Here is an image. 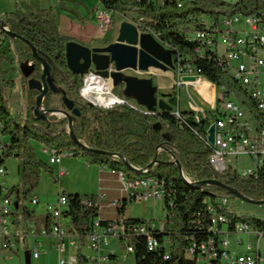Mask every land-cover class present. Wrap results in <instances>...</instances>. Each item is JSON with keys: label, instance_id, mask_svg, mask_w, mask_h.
Masks as SVG:
<instances>
[{"label": "trees", "instance_id": "trees-1", "mask_svg": "<svg viewBox=\"0 0 264 264\" xmlns=\"http://www.w3.org/2000/svg\"><path fill=\"white\" fill-rule=\"evenodd\" d=\"M98 2L102 10L111 15L134 13L139 18L144 17L143 22L138 18L134 19L141 32L157 35L160 42L172 51L177 64H189L209 81L227 86V90L233 92L238 102L248 110L250 118L264 130V113L259 111L253 95L247 94L246 88L228 76L213 58H201L196 50L198 45L188 40L185 33L188 26L202 28L200 18L218 21L227 16L259 15L264 10V0H237L234 3L227 0H191L181 8L177 0ZM60 18L59 10L44 8L41 0H16L15 10L2 17L11 34L26 39L50 63L56 86L64 87L68 96L83 107L80 109V117L73 121L72 129L77 140L89 149L82 148L72 139L68 118L51 117L49 127L47 122L35 121L30 109L23 123L11 115L10 99L18 83L22 84L23 92L29 94L32 106L35 105L39 92L29 89V79L22 74L19 79L16 78L18 71L14 66L15 60L10 57L15 53L18 65L23 62L33 63L30 46L18 38H11L0 28V134L8 139L0 144L3 145L0 148V168H5L11 158L20 160L22 188L12 187L8 193V197H15L19 202V209L15 211L13 219L17 233L21 231V218L25 223H35L38 228L41 225L49 227L51 222L50 216H37L35 211L28 208L20 213L21 200H27L40 187L42 174L45 172L52 178L55 177L54 169L39 157L34 143L58 153L72 152L75 158H82L88 165L108 167L127 180L138 179L135 174L145 175L141 179L149 178L163 185L167 217L164 231L156 232L155 236L161 244H167V249L150 251L147 238L135 235L133 231L134 227L146 220L127 218V240L135 249L136 264H196L187 257V250L193 243L200 244L209 238L214 216L210 210L215 211L217 216L227 218L230 232H234L239 224H246L254 231L264 233L263 219L236 214L229 205L225 208L219 204L222 200L229 203V199L238 198L236 195L213 185L193 188L181 177L176 162L181 164L184 176L192 183L220 181L255 201H264V168L249 178L228 171L224 174L217 173L209 162L213 150L206 139L208 123L196 122L193 113L187 111L178 118L173 113V106L177 104L173 95H169V105L172 107L170 111L156 109L149 113L145 107H136L130 102L118 104L111 109L89 107L81 97L84 77L71 74L66 65V44L73 40L60 33ZM35 64L34 78L40 79L42 67L37 62ZM115 94L124 99L122 90L115 89ZM57 95L60 94L49 92L45 96L43 105L46 110L55 109L53 99ZM90 150L118 154L123 159ZM154 161L156 163L152 168L143 172ZM126 162L143 174L133 171ZM64 194L69 198V209L64 212V216L71 220L70 232L85 242L100 211L97 208L83 211L82 195ZM126 203L125 201L119 209V214H125ZM100 225L107 227L108 221H100ZM78 255L79 264H90L85 254ZM112 260L117 262V257L113 256Z\"/></svg>", "mask_w": 264, "mask_h": 264}, {"label": "built area", "instance_id": "built-area-1", "mask_svg": "<svg viewBox=\"0 0 264 264\" xmlns=\"http://www.w3.org/2000/svg\"><path fill=\"white\" fill-rule=\"evenodd\" d=\"M62 1V0H58ZM165 0H161L164 2ZM191 0H177L181 8ZM96 19L99 30L109 32L114 24V18H108V14H101L98 9ZM242 15L221 17L218 21L214 19L200 18L199 22L202 28L188 26L185 31L188 40L197 44L196 50L201 58L211 57L222 69L229 72L235 78L238 85L246 88L247 94L257 96L258 106L264 112V10L256 16L244 17V24H241ZM144 17L139 21L143 22ZM137 24V23H136ZM138 27V24L137 26ZM139 29V27H138ZM140 31V30H139ZM141 32V31H140ZM149 33V32H141ZM153 35V34H151ZM159 42L157 35H153ZM161 43V42H160ZM177 64V61H176ZM181 74L180 88L186 89L187 92V112L194 115L196 122L208 123L206 129V139L208 142V130L211 125H215V141L212 147V154L209 157L211 167L219 174L232 172L239 174L241 177L249 178L255 176L259 169L264 168V130L255 123L254 120L248 119V110L238 102L233 92L227 91L223 84L213 83L215 85L216 108L212 110L201 97V91L196 87V82H185V77H204L198 73L196 68L191 65L177 64L175 67ZM205 78V77H204ZM207 79V78H206ZM208 80V79H207ZM191 89L195 91L200 101L193 96ZM83 94V88L81 89ZM114 95V94H113ZM84 96V95H83ZM115 96V95H114ZM116 99L109 107L111 109L118 104H124L123 99L115 96ZM177 104L173 107V113L181 118L184 113L181 108V96L175 97ZM3 148V145H0ZM161 149V147L159 148ZM44 152L50 156V165L60 166L57 173L58 181L68 175V171L62 168V161L65 158H73L74 154L69 151L55 152L44 148ZM241 156H248L252 159L254 168L239 172L230 170L232 159L237 161ZM6 174L5 168H0V176ZM121 176H123L121 174ZM127 205L133 203L148 202L151 200H163V185L159 182L145 179H131L128 184ZM8 189L5 182L0 185V250L17 249V243L27 246L31 253V259H40L42 255L43 242L41 239L53 238V247L60 254L59 264H79V253L87 256L90 264H120L118 256L113 252H105L108 246L109 238H117L124 242L126 253L122 260L126 261L129 255H135V249L128 244L127 228L125 215L119 216L113 220H108V226L102 227L98 218L94 220L93 229L85 242L70 232V218L64 216V212L69 209V198L61 193L56 205H46V215L50 216V226L41 225L39 228L35 223H25L21 218V231L17 233L14 224V213L17 210L14 197H8ZM104 195L96 197H83L82 210L97 208L101 210V201ZM33 205H39V199L33 197ZM223 207L229 203L226 200L221 201ZM124 203L115 201L113 206L121 209ZM212 213V210H210ZM210 226L209 238L200 244L193 243L187 250V257L196 264H264V253L261 250V241L264 233H258L248 228L235 227L234 232H230L226 223L220 222L213 217ZM164 223L157 226L153 221L146 220L133 228L135 235L147 238V246L150 251H157L161 248L167 249V244H161L155 236L156 232L164 231ZM252 234L257 236L258 243L256 246L249 244L245 253L231 250L230 238L232 235ZM238 244L241 246L243 240L240 238ZM89 250V251H88ZM89 253V255L86 254ZM117 257V262L112 257ZM168 258V253H166Z\"/></svg>", "mask_w": 264, "mask_h": 264}, {"label": "rangeland", "instance_id": "rangeland-1", "mask_svg": "<svg viewBox=\"0 0 264 264\" xmlns=\"http://www.w3.org/2000/svg\"><path fill=\"white\" fill-rule=\"evenodd\" d=\"M56 1L57 0H42V4L45 8L58 9L62 12V14H65V12H69L75 19H77L78 24L79 22L81 23V20L85 17L89 18L88 20L92 23H94V21H96L97 19L98 11L97 12L91 11L92 15L90 17L88 8L86 6L77 5L78 0H70L69 3L68 2L66 3V5L69 6L70 4H72L73 7H79V11L68 10L62 4H59L60 2L57 3ZM84 1L91 8L93 6H97L100 10V13L105 12L104 10H102V6L97 0H84ZM227 1L234 3L237 0H227ZM14 6H15V0H0V13L9 12L10 10L14 8ZM111 18H114V24L111 30L105 35L104 38L92 40L89 43H84L76 39L74 40L90 48H93V47L104 48V47H107L109 44L116 41L118 34H119L120 27L123 22H129L137 26L134 19L135 18L139 19L138 15L134 13H128V15H119V14L115 15L114 14V15H111ZM244 21H245V18L242 16L240 23L244 24ZM75 28L77 30L79 29V32L83 34L82 33L83 28L81 26H78ZM10 57L15 60L14 66L15 68H17V71H18L16 78L19 79L20 74H21V71H20L21 64L18 65V62L16 61L15 53H12ZM175 67H177L176 62H175ZM159 72L161 73L160 75L156 74L157 72H155L153 76L149 74L141 73V72H134L132 70H127L124 73L126 76H137L139 78H153L154 83L156 84V86H158V92H157L158 100H163L168 104L171 98L169 97V95H173L174 97H176L179 92L181 96L182 111L183 112L188 111V108H187L188 97H187L186 89L181 87L180 90L178 91V84L181 82V74L179 70L175 68L174 70L169 69L167 72H164L161 70H159ZM105 80H108V79H105ZM110 80L113 84V80L111 78ZM86 83H87V86L92 87L90 86L88 79L86 80ZM195 85L201 92L205 90V85L201 80L196 82ZM112 92L115 96H118L115 94V88H113ZM191 92L193 96L197 99V101L199 102L200 99L195 93V91L191 89ZM53 100H54V105H55L56 110L63 109L61 99L59 96L55 97ZM128 102L138 107V104L135 101L129 100ZM205 105L207 107L209 106L208 104H205ZM32 107L33 106H32L29 94L24 93L22 84L18 83V86L15 88L14 94L10 99V105H9L10 109L9 110H10L11 115L14 118H16L20 123H23L25 119L27 118L29 109H30L31 114H33ZM173 107H175V105ZM49 117L51 118L53 116H49ZM57 117L61 118L64 116L59 115ZM0 133H1V126H0ZM7 140H8L7 138H3L0 134V143H5L7 142ZM34 147L39 157L43 159L47 164H49L50 156L44 152L43 146L37 143H34ZM78 159H82V158H75V157L65 158V160L63 161V164H65V166L67 164L66 167L69 169L70 174L74 172V169L78 171L80 174L84 173L86 176L85 177V183H86L87 182L86 180L89 179L88 177H92V175L90 173H86L85 167L83 166L82 162H80ZM83 161L85 162V160ZM19 165H20V160L18 158H11L5 164V169L7 170V172L4 176H0V184L5 182V187L8 189V191L14 186H20L22 188V178L19 173ZM52 166H54L53 168L58 169L57 165H52ZM229 166H230V170L232 171L238 170L239 172H244L245 170H250L254 168L253 161L248 156H241L238 160V163L237 161L232 159V162H230ZM68 176H66L61 182H56L58 181L57 174H55V177L52 178L48 173L44 172L42 174L40 187L37 190H35L28 197L27 200H24V199L21 200L20 213L21 214L23 213L24 208H28L30 210H36V212H38L39 214H45L46 205L48 204L56 205L58 203L59 196L65 190L64 185L66 184V178ZM135 176L139 178L145 177V175L138 176L137 174H135ZM85 183L81 184L80 180L77 177V186H76L77 190H81L82 192L83 188L85 187ZM86 188L87 187H85V189ZM80 195H82L83 197L91 196V195H84L83 193H80ZM33 197H38L40 199L41 204L39 206L38 205L35 206L32 204L31 201ZM229 206L232 212L236 214L251 215V216H255L257 218L264 220V204L255 205V204L247 203L239 198H234V199H229ZM128 208L131 211L132 218L151 220L153 221V224L157 226L163 224L167 217V211L165 209L163 200H155V201L151 200L148 202L133 203V204H130ZM240 238L243 240V244L241 246L238 244V240ZM41 241L44 244L41 249L42 255L40 259H37V260L32 259V264H59L60 254L57 251V249L51 245V241L49 239H41ZM230 242H231V246H230L231 250L244 254L245 249L249 244H252L254 246L257 245L258 239H257V236L255 235L244 233L242 235H232V237L230 238ZM124 244H125L124 242H121L117 238L110 237L108 246L105 248L104 252L113 251L120 259L119 260L120 264H136L135 255H129L126 261L122 260V256L126 253ZM17 245H18L17 249L0 250V264H25L24 254L29 249V243H28V249H27V246L24 244L17 243ZM261 250L264 253V238L261 241ZM86 254L89 255L88 252H86ZM7 258L9 259L7 260Z\"/></svg>", "mask_w": 264, "mask_h": 264}, {"label": "water", "instance_id": "water-1", "mask_svg": "<svg viewBox=\"0 0 264 264\" xmlns=\"http://www.w3.org/2000/svg\"><path fill=\"white\" fill-rule=\"evenodd\" d=\"M0 28L9 34L11 38H18L25 42L32 50L34 62H23L20 65V71L25 78L29 79V89L39 92V95L35 101V105L32 107L34 120L37 122H47L48 126L50 127L51 122L49 120V116H65L69 121L72 139L82 148L88 149L85 145L77 140L72 129L75 117L80 116L81 112L78 107H76L75 101L68 97L67 92L63 88L56 86L55 78L52 76V66L50 63L45 58L41 57L37 53L36 48L32 46L26 39L15 34H11L2 19H0ZM64 57L66 59V65L69 72L75 76L84 77V86L87 76L92 74L102 79L111 78L113 80V88H116L120 85L124 86L123 103L133 100L138 104V106L145 107L149 113H153V111L156 109H160L161 111H170L172 109V107L165 101L158 100V86L154 85L153 78L126 76L124 73L127 70H132L134 72H141L153 76V69L164 72H167L169 69H175L176 59L174 60L172 51L166 48L150 33H141L138 27L132 23L123 22L116 41L104 48H90L75 41L68 42L66 44ZM35 62L39 63L42 67L40 79L34 78L36 66ZM199 80H201L205 85V90L201 92L202 99L211 107L212 110H215V85L204 77L183 78V81L185 82H198ZM49 92L61 94V101L62 105L64 106L63 109L46 110L44 108V98ZM81 97L91 108H106L92 103L86 99L82 93ZM214 141L215 125H211L210 129L208 130V142L211 146H213ZM90 152L120 157L123 159L121 155L108 153L106 151L90 150ZM155 163L156 161L152 162L149 168H152ZM126 164L133 171L143 173L141 170H137L132 167L129 163L126 162ZM176 164L178 165L181 177L185 183L192 186L193 188L200 189L205 185H213L228 190L229 192L236 195L239 199L247 203L255 205L264 204V201H255L237 193L234 189L227 187L220 181L211 180L192 183L184 176L181 164L179 162H176ZM15 208L19 209V202L15 203ZM24 256L25 264H32L30 251H26Z\"/></svg>", "mask_w": 264, "mask_h": 264}, {"label": "crops", "instance_id": "crops-1", "mask_svg": "<svg viewBox=\"0 0 264 264\" xmlns=\"http://www.w3.org/2000/svg\"><path fill=\"white\" fill-rule=\"evenodd\" d=\"M69 1L70 0H65V1H58L57 0L56 2L57 3L60 2L59 4H62L68 10L79 11V7H73L72 4H70L69 6L66 5L67 2L69 3ZM41 2H42V0H41ZM77 5L78 6H81V5L86 6L88 8L90 17L92 15L91 11L97 12V10L99 9L97 6H93L92 8L89 7L84 0H78ZM42 6H43V4H42ZM15 7H16V0H15L14 8L12 10H10L9 12L14 11ZM46 9H49V8H46ZM9 12L0 13V19H2V17L6 13H9ZM60 15H61L60 33L64 36L70 37L73 40L76 39V40H79V41L84 42V43H89L92 40L102 39L107 34V32L101 31L98 29L96 21H94V23H92L88 20L89 18H86V17L83 18L81 20V23L79 22V24H78L77 19H75L69 12H65V14H62V12L60 11ZM78 26H81L83 28V31H82L83 34H81L79 32V29L77 30L75 28ZM76 40H74V41L77 42ZM155 72H157L156 74H158V75L161 74L159 72V70H152V73H155ZM91 88L94 89L95 86L94 87L92 86ZM111 95H110V97H111ZM0 126L2 129L1 123H0ZM43 148H45V147L43 146ZM64 160L65 159H63V161ZM78 160L80 162H82L83 166L85 167L86 173H90L92 175V177L87 176L89 179H87L86 180L87 182L85 183V177L86 176L84 173L80 174L78 171H76L74 169V172H72V174H70L69 169L66 167L67 164L65 166V164H63V161H62L61 167L65 168L68 171V175H69V176L67 175L68 177L66 178V184L64 185L65 190L63 191V193L64 192L67 194L83 193L84 195H91V196L104 195L105 198L101 201V210H100V215H99L98 219L101 221H108V220H113V219L117 218L119 216V209L114 207L113 203L115 201H118L119 203H124L125 201L127 202V195H128L127 184L131 179H129V180L125 179L123 176H121L120 173H117V172L109 169L108 167L90 166V165L86 164L82 159H78ZM53 167L54 166H52V168ZM59 168H60V166H58V169L53 168L55 174L58 173ZM6 172H7V170H6ZM65 177L60 179L59 182H61ZM77 177L80 180V183L81 184L85 183V187H87L86 189L84 187L82 192H81V190H77V187H76L77 186ZM39 203H40V199H39ZM127 203H129V202H127ZM129 206H130V204L127 205V209H126V212L124 215L127 218H132L131 211L128 208ZM33 211H35L37 216H45L46 215V212H45V214H39L38 212H36V210H33ZM49 240L51 241V245L53 246L54 239L49 238ZM1 242L2 241L0 240V244H1ZM8 259L9 258H7V260Z\"/></svg>", "mask_w": 264, "mask_h": 264}, {"label": "bare ground", "instance_id": "bare-ground-1", "mask_svg": "<svg viewBox=\"0 0 264 264\" xmlns=\"http://www.w3.org/2000/svg\"><path fill=\"white\" fill-rule=\"evenodd\" d=\"M101 14H108V18H111V14L108 12H101ZM198 53V51H197ZM200 55V54H199ZM156 70V69H153ZM226 72V70H225ZM228 76L232 77V75H229V72H226ZM88 79L90 86H95V88H91L89 86H87V83H85V86L83 88V95L86 97V99H88L89 101H91L92 103L98 105V106H103V107H109L112 102L116 99V97L113 95V84L111 82L110 79L105 80L102 79L94 74L87 76L86 80ZM235 80V78H233ZM93 82V83H92ZM95 83V84H94ZM241 87H244L243 85H240ZM224 88H226L225 86H223ZM227 90V88H226ZM228 91V90H227ZM112 94V95H111ZM111 95V97H110ZM253 100L257 103L258 106V99L257 96L253 95ZM259 111H261L262 113L263 110L260 109V106H258ZM248 119L252 120L250 118V116L248 115ZM151 168H149L147 171H143V172H148ZM143 174V173H142ZM222 206V203H219ZM213 213V217H215L216 220H219L220 222L226 223L228 224V220L227 218L223 217V216H217V213L215 211H212ZM240 226V228H248L249 226L246 224H240L238 225Z\"/></svg>", "mask_w": 264, "mask_h": 264}, {"label": "flooded vegetation", "instance_id": "flooded-vegetation-1", "mask_svg": "<svg viewBox=\"0 0 264 264\" xmlns=\"http://www.w3.org/2000/svg\"><path fill=\"white\" fill-rule=\"evenodd\" d=\"M154 85L156 86V84L154 83ZM61 88H63L64 89V87H62L61 86ZM115 89H118V90H122V92H123V90H124V86L123 85H120V86H118V87H116ZM65 90V89H64ZM66 91V90H65ZM68 95V94H67ZM60 97V99H61V94L60 95H57V96H55V97ZM54 97V98H55ZM69 97V96H68ZM70 98V97H69ZM71 99V98H70ZM61 103H62V101H61ZM75 103H76V107H78V109L80 110L81 108H83L82 106H81V104L79 103V102H77V101H75ZM62 107L64 108V106L62 105ZM80 116H78V117H75V119H77V118H79ZM61 118H66L65 116L64 117H61Z\"/></svg>", "mask_w": 264, "mask_h": 264}]
</instances>
